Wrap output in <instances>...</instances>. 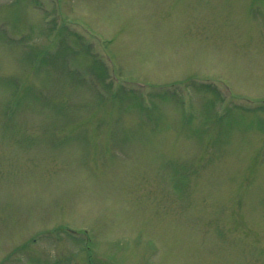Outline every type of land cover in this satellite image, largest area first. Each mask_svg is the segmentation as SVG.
I'll use <instances>...</instances> for the list:
<instances>
[{
  "label": "rangeland",
  "instance_id": "rangeland-1",
  "mask_svg": "<svg viewBox=\"0 0 264 264\" xmlns=\"http://www.w3.org/2000/svg\"><path fill=\"white\" fill-rule=\"evenodd\" d=\"M0 264H264V0H0Z\"/></svg>",
  "mask_w": 264,
  "mask_h": 264
}]
</instances>
